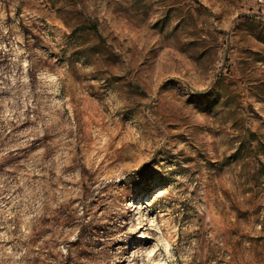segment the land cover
Wrapping results in <instances>:
<instances>
[{
    "label": "rangeland",
    "instance_id": "rangeland-1",
    "mask_svg": "<svg viewBox=\"0 0 264 264\" xmlns=\"http://www.w3.org/2000/svg\"><path fill=\"white\" fill-rule=\"evenodd\" d=\"M264 264V0H0V264Z\"/></svg>",
    "mask_w": 264,
    "mask_h": 264
},
{
    "label": "bare ground",
    "instance_id": "bare-ground-1",
    "mask_svg": "<svg viewBox=\"0 0 264 264\" xmlns=\"http://www.w3.org/2000/svg\"><path fill=\"white\" fill-rule=\"evenodd\" d=\"M159 264V263H158Z\"/></svg>",
    "mask_w": 264,
    "mask_h": 264
}]
</instances>
